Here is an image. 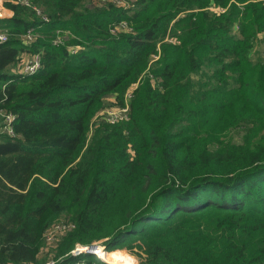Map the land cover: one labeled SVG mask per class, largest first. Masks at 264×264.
<instances>
[{
    "label": "trees",
    "instance_id": "1",
    "mask_svg": "<svg viewBox=\"0 0 264 264\" xmlns=\"http://www.w3.org/2000/svg\"><path fill=\"white\" fill-rule=\"evenodd\" d=\"M3 1L0 264H39L63 216L57 264H106L71 255L100 241L142 264H264V0ZM25 53L41 54L29 77L11 72ZM131 89L129 120L90 137Z\"/></svg>",
    "mask_w": 264,
    "mask_h": 264
},
{
    "label": "rangeland",
    "instance_id": "2",
    "mask_svg": "<svg viewBox=\"0 0 264 264\" xmlns=\"http://www.w3.org/2000/svg\"><path fill=\"white\" fill-rule=\"evenodd\" d=\"M108 0H91V5H97L99 7L105 6L111 2H106ZM3 0H0V20H4L7 18V10L4 8L3 6ZM133 3L134 0H122L121 1V5L120 6H128V8H132L133 7ZM113 4V3H112ZM213 11L215 12H219V9L217 8H212ZM0 31H2L3 33L8 34V31L5 29H0ZM37 33L31 32V35L37 36ZM58 34V42L59 43H67L71 38V34L68 31H59L57 32ZM172 41V40H169ZM175 42V40L173 41ZM70 50L74 51L76 49L69 47ZM264 56V35H260L259 40L256 42L255 46H254V50L252 52V58L253 60L259 59L261 57ZM160 57V53H157V55H154L152 57V61L151 64L153 65L154 63H156L159 60ZM15 70L11 71V72H15L18 69V66H16V68H14ZM211 71H209L207 69V75H210ZM193 78L195 80H199L200 77L195 75L193 76ZM128 98H126V102H127ZM105 108L100 111L92 120L91 125H90V131H89V135L90 137L93 136L94 131L101 125H103L105 123L104 121V116L105 118H107L108 113L110 112L111 109L113 108H118V105H116V99L113 96H110L106 99V104H105ZM109 111V112H108ZM108 112V113H107ZM241 130H235L234 131V135L235 138L238 140L239 136L241 135ZM72 222V220L67 217V216H63L61 219L57 220L56 222H54L53 224H62V223H69ZM58 239L57 241L52 244V245H46V243L44 242V248L45 252L40 256L39 258V264H44L49 260H56L57 258V252H58V246L61 243V241L63 240V238L66 236L65 234H60L58 235ZM95 245H98L100 248H106L105 250V255L103 257L100 256L101 253H97L99 258H101V260H103L106 264H142L143 261V257L144 255L141 254L139 252V250L131 245H125L124 247H121V245H116L113 246L111 248L107 249V246L104 245L103 241L100 242H95ZM126 244V243H125ZM108 250V251H107ZM103 252V251H101ZM104 253V252H103ZM108 257H107V256ZM77 264H85L84 261H81Z\"/></svg>",
    "mask_w": 264,
    "mask_h": 264
},
{
    "label": "built area",
    "instance_id": "3",
    "mask_svg": "<svg viewBox=\"0 0 264 264\" xmlns=\"http://www.w3.org/2000/svg\"><path fill=\"white\" fill-rule=\"evenodd\" d=\"M122 0H108L106 2H111L109 4H112L118 8H124L128 9V6H120ZM134 6V4H133ZM128 28L127 22H121L120 25L116 28L117 31H122L124 29ZM24 40L27 43H32L35 38L31 35V33L24 38ZM8 41V35L0 31V44L6 43ZM57 43H59L57 41ZM42 67L41 63V54H31L29 57L21 58L18 69L15 71L18 75H21L23 77H29L32 75H35ZM126 98H128L127 102H125V106H118V108H113L108 113L109 116L105 118V123L109 124H117L120 122L128 121L130 116V99L132 98V89L128 92L126 95ZM126 101V100H125ZM17 120V116L13 114L12 112H9L7 110H3L0 108V133L6 134L10 137H16L13 126L15 121ZM74 224L69 223H62V224H54L52 225L44 234V241L46 245H52L54 244L57 239L58 235L65 234L71 229H73ZM100 248L98 245L92 244L90 246H81L78 245L75 250L71 252V255L74 257H80L83 255H90L94 256L92 253H94V249ZM104 251H106V248H102ZM105 255V254H104ZM98 257L99 256H95ZM101 259V258H100ZM44 264H57V260H49Z\"/></svg>",
    "mask_w": 264,
    "mask_h": 264
},
{
    "label": "crops",
    "instance_id": "4",
    "mask_svg": "<svg viewBox=\"0 0 264 264\" xmlns=\"http://www.w3.org/2000/svg\"><path fill=\"white\" fill-rule=\"evenodd\" d=\"M6 9V8H5ZM7 10V18L6 19H10V18H12V16H13V12L12 11H10V10H8V9H6ZM31 54H29V53H25V54H23L22 55V58H26V57H29ZM40 257V256H39Z\"/></svg>",
    "mask_w": 264,
    "mask_h": 264
},
{
    "label": "bare ground",
    "instance_id": "5",
    "mask_svg": "<svg viewBox=\"0 0 264 264\" xmlns=\"http://www.w3.org/2000/svg\"><path fill=\"white\" fill-rule=\"evenodd\" d=\"M94 250H95L94 253H92L94 256H98V254H97L98 252L101 253V254H100L101 257H103L104 254H105L104 249H102V248H97V249H94ZM101 251H103L104 253L101 252ZM106 256H107V255H106ZM107 257H108V256H107Z\"/></svg>",
    "mask_w": 264,
    "mask_h": 264
}]
</instances>
